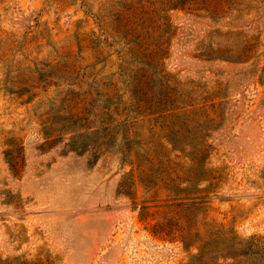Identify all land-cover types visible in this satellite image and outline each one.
I'll return each instance as SVG.
<instances>
[{"label":"rangeland","instance_id":"374dc122","mask_svg":"<svg viewBox=\"0 0 264 264\" xmlns=\"http://www.w3.org/2000/svg\"><path fill=\"white\" fill-rule=\"evenodd\" d=\"M237 262L264 264V0H0V264Z\"/></svg>","mask_w":264,"mask_h":264},{"label":"trees","instance_id":"16d2710c","mask_svg":"<svg viewBox=\"0 0 264 264\" xmlns=\"http://www.w3.org/2000/svg\"><path fill=\"white\" fill-rule=\"evenodd\" d=\"M236 245H238V246H241L242 245V241H237L236 242ZM223 250H225V249H223ZM226 258H228V256H225L224 257V259H226ZM240 263V262H239ZM238 262L237 263H235V264H239Z\"/></svg>","mask_w":264,"mask_h":264}]
</instances>
